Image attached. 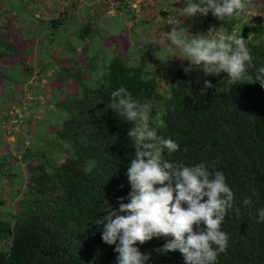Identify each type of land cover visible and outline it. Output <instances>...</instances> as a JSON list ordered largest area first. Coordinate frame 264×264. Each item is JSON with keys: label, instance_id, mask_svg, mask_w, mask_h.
<instances>
[{"label": "trees", "instance_id": "1", "mask_svg": "<svg viewBox=\"0 0 264 264\" xmlns=\"http://www.w3.org/2000/svg\"><path fill=\"white\" fill-rule=\"evenodd\" d=\"M210 15L203 16L204 27H220L225 35L246 39L254 65L248 69L249 81L229 84L225 73L210 81L224 87L217 95L215 88L203 89L199 71L181 70L165 76L168 86L163 91L160 74L148 70L145 54L131 64L120 53L104 66V73L93 70L95 84L82 74L75 76L78 92L56 104L63 121L54 134L55 146L66 157L59 161L43 149L23 154L28 182L19 210L0 213V264H117L115 245L102 241L103 227L95 220L110 205L118 209V198L131 191L125 174L135 151L127 136L131 124L107 107L111 93L120 87L141 102L150 101V127L179 145L178 151L163 154L166 160L188 166L203 162L226 176L234 203L222 224L228 247L217 264H264V222H258V210L264 208V87L255 82L257 69L264 67V18L244 23ZM20 54L0 36V64ZM4 166L3 177L20 186L11 165ZM245 199L251 201L247 206ZM168 239L137 242L141 252L150 254L146 264H184L178 250H160Z\"/></svg>", "mask_w": 264, "mask_h": 264}, {"label": "rangeland", "instance_id": "2", "mask_svg": "<svg viewBox=\"0 0 264 264\" xmlns=\"http://www.w3.org/2000/svg\"><path fill=\"white\" fill-rule=\"evenodd\" d=\"M94 1L0 0V36L21 53L0 64V213L8 208L15 213L20 208L19 198L28 182L23 162L26 150L43 149L59 156V161L65 159L55 146L54 134L63 121L56 104L78 92L75 76L82 74L83 80L95 84L93 70L104 73V66L117 53L124 54L131 64L145 54L148 70L160 74L164 91L168 86L165 76L181 70L185 73L190 63L180 58L181 49L167 35L172 27L169 23L180 21L188 29L184 34L188 40L191 35H225L220 27H204L203 16H182V9L180 13L177 9L186 6L187 0H113L114 5L102 7L104 11L98 12V7L95 16L90 15ZM121 3L138 6V11L127 7L117 12ZM247 5L246 14L229 18L244 23L264 18V0H247ZM90 25L91 35L84 40ZM199 72L202 82L225 75ZM4 164L11 165L20 186L3 177Z\"/></svg>", "mask_w": 264, "mask_h": 264}, {"label": "clouds", "instance_id": "3", "mask_svg": "<svg viewBox=\"0 0 264 264\" xmlns=\"http://www.w3.org/2000/svg\"><path fill=\"white\" fill-rule=\"evenodd\" d=\"M181 9L182 16L206 17L211 12L223 21L225 17L246 14L248 5L247 0H187L186 6L177 11L180 13ZM169 24L172 27L167 35L181 49L180 58L190 62L184 69L186 74L226 73L229 84L249 81L248 69L254 65L242 35L210 38L200 34L191 35L188 40L184 35L188 29L180 21ZM255 82L264 87V67L257 69ZM212 88L217 95L224 91V87L205 80L203 89ZM111 97L107 107L131 124L127 136L134 142L135 151L125 173L131 191L127 197L118 198V209L110 205L106 214L95 220L103 227L102 241L115 245L117 264H146L150 254L141 252L136 245L154 237H171L160 250H178L184 264H217L218 256L228 247L229 236L222 224L234 203V192L226 176L219 170L210 171L203 162L188 166L182 161L166 160L163 154L178 151L179 145L150 127L151 102L133 98L124 87L113 91ZM125 199L127 203L123 202ZM250 202L243 201L245 206ZM258 216V222H264V208L258 210Z\"/></svg>", "mask_w": 264, "mask_h": 264}, {"label": "crops", "instance_id": "4", "mask_svg": "<svg viewBox=\"0 0 264 264\" xmlns=\"http://www.w3.org/2000/svg\"><path fill=\"white\" fill-rule=\"evenodd\" d=\"M97 4V5H96ZM122 4V3H121ZM74 5V4H73ZM106 5H114L113 4V0H95L94 1V9L92 10V12H91V14L90 15H97V14H95V13H97L96 11L98 10V7H100V9L98 10V12H101V11H104V10H102L103 8L102 7H106ZM128 5V4H127ZM121 8V7H120ZM101 10V11H100ZM122 10H124V9H122ZM121 9L119 10V11H117V12H120V11H122ZM116 12V13H117ZM109 13H110V11H109Z\"/></svg>", "mask_w": 264, "mask_h": 264}, {"label": "built area", "instance_id": "5", "mask_svg": "<svg viewBox=\"0 0 264 264\" xmlns=\"http://www.w3.org/2000/svg\"><path fill=\"white\" fill-rule=\"evenodd\" d=\"M131 7H132L133 9H136L138 6H134L133 4H131Z\"/></svg>", "mask_w": 264, "mask_h": 264}]
</instances>
